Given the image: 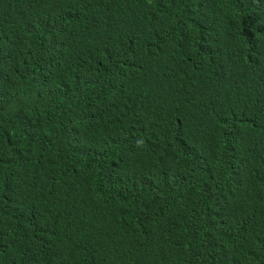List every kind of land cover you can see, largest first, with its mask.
<instances>
[{
	"label": "trees",
	"instance_id": "obj_1",
	"mask_svg": "<svg viewBox=\"0 0 264 264\" xmlns=\"http://www.w3.org/2000/svg\"><path fill=\"white\" fill-rule=\"evenodd\" d=\"M0 264H264V0H0Z\"/></svg>",
	"mask_w": 264,
	"mask_h": 264
}]
</instances>
